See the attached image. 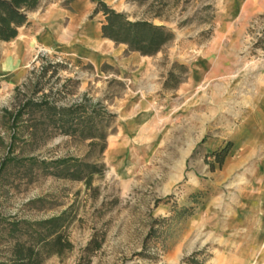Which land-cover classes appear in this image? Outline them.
<instances>
[{
    "label": "rangeland",
    "instance_id": "374dc122",
    "mask_svg": "<svg viewBox=\"0 0 264 264\" xmlns=\"http://www.w3.org/2000/svg\"><path fill=\"white\" fill-rule=\"evenodd\" d=\"M100 1L174 38L152 56L112 44L103 61L36 48L0 79V261L32 234L23 222L66 212L72 247L44 264H264V0ZM28 100L114 115L104 149L44 110L14 119ZM63 158L96 173L56 176Z\"/></svg>",
    "mask_w": 264,
    "mask_h": 264
},
{
    "label": "trees",
    "instance_id": "16d2710c",
    "mask_svg": "<svg viewBox=\"0 0 264 264\" xmlns=\"http://www.w3.org/2000/svg\"><path fill=\"white\" fill-rule=\"evenodd\" d=\"M143 2L146 0H132ZM40 0H0V41L9 42L18 33V29L28 25V13L35 10ZM101 14L100 32L103 38L115 45H124L130 52L141 56H152L171 42L173 33L163 26H157L146 20L131 21L126 14L117 12L104 2L96 1L91 17ZM264 33V28H263ZM31 108L47 111L55 116V127L65 136L91 140V145L105 147L106 134L99 124L109 122L114 115L96 105L76 103L69 107H59L46 100L35 102L28 100L14 116H21L24 109ZM220 161L224 152L214 154ZM55 175L72 180L85 179L86 183L95 171L94 166L83 164L74 158L55 160ZM85 171V172H84ZM85 173V174H83ZM32 234L23 242H15L10 257L0 264H44L53 255L60 256L72 247L63 228L67 225L66 212L35 222H23ZM154 232L153 227L150 229Z\"/></svg>",
    "mask_w": 264,
    "mask_h": 264
},
{
    "label": "crops",
    "instance_id": "0c3cea01",
    "mask_svg": "<svg viewBox=\"0 0 264 264\" xmlns=\"http://www.w3.org/2000/svg\"><path fill=\"white\" fill-rule=\"evenodd\" d=\"M95 6L91 0H52L43 9L30 11L28 25L19 28L13 40L0 41V79L10 81L22 76L36 48L55 52L56 46L64 55L103 61L102 55L114 43L100 36L101 23L90 20ZM243 262L250 260L245 258ZM259 262H264L263 258Z\"/></svg>",
    "mask_w": 264,
    "mask_h": 264
},
{
    "label": "built area",
    "instance_id": "2783aa9c",
    "mask_svg": "<svg viewBox=\"0 0 264 264\" xmlns=\"http://www.w3.org/2000/svg\"><path fill=\"white\" fill-rule=\"evenodd\" d=\"M35 58H37V55L35 56Z\"/></svg>",
    "mask_w": 264,
    "mask_h": 264
}]
</instances>
